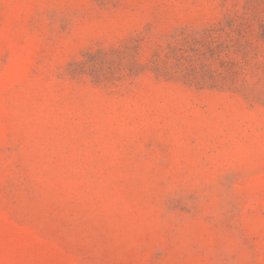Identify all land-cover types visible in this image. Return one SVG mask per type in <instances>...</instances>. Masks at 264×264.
<instances>
[{
	"label": "rangeland",
	"instance_id": "1",
	"mask_svg": "<svg viewBox=\"0 0 264 264\" xmlns=\"http://www.w3.org/2000/svg\"><path fill=\"white\" fill-rule=\"evenodd\" d=\"M0 264H264V0H0Z\"/></svg>",
	"mask_w": 264,
	"mask_h": 264
}]
</instances>
